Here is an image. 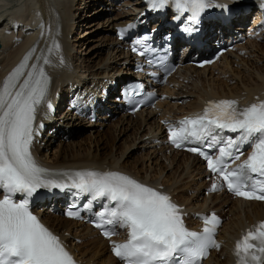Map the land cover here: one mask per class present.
I'll use <instances>...</instances> for the list:
<instances>
[{
    "label": "bare ground",
    "instance_id": "obj_1",
    "mask_svg": "<svg viewBox=\"0 0 264 264\" xmlns=\"http://www.w3.org/2000/svg\"><path fill=\"white\" fill-rule=\"evenodd\" d=\"M119 1L0 0V85L8 73L24 60L25 53L33 49L31 64L36 61H39V64H47V69L54 78L46 97L51 108L43 104L41 113L37 112L38 126L43 122L46 126L45 138L52 133L54 137L62 136V143L65 135L73 133L70 144L66 145L64 142V146H58L53 154L44 155L38 150L39 161L51 170L55 167L69 170L73 168L120 170L149 185L162 187L177 202L185 206L189 214L188 223L192 225L197 224L194 219L196 213L207 214L212 210L217 212L224 219L220 235L223 246L220 252L213 253L206 264H235L236 243L247 228L264 219V203L243 202L220 193L207 196L205 190L210 185H207L208 182L205 180L207 175L204 165L199 159L186 153L173 152L168 155V149L163 144L164 123L180 119L195 109H202L211 99L227 98L252 103L256 98H264V37L261 42H247L240 47L239 55L229 53L212 67L189 68L173 77L170 81L172 86L165 89L169 99L159 103L155 110L140 113L136 117H120L114 131L109 130L105 134L92 132L86 138H81L80 128L84 126L91 132L96 130L97 126L101 128L108 125L103 122L91 128V125H85L86 123L73 122V117L70 119L68 114L62 118H57L56 114L63 109L62 105L73 92L79 90L87 92L94 86V93L101 96L105 94L104 90L115 91L117 86H122L128 80L125 67L132 64V59L120 49L115 34L116 27L126 24L132 18L129 12L109 18L108 27L114 32L113 36L107 34L104 37L108 54L92 66L87 60L74 54L72 34L77 29L86 28V31L81 32L83 35L79 40L83 37V40L88 41L87 37L92 33L90 30L97 25L95 22L87 24L89 18L96 16L100 10L107 11V7L123 10L122 7L125 8L131 3L117 5ZM132 2L141 8L139 7L141 0ZM98 5L101 8L91 13ZM103 6L105 8H102ZM13 17L15 25L20 29L18 34L13 33ZM22 24L24 25L21 27ZM41 29L42 36L36 41ZM224 33L231 34L228 30ZM84 45L85 42L78 48L83 49ZM45 60L48 63H45ZM182 100V105H179ZM106 118L103 116V119ZM108 133L116 134V137L118 134L120 137L131 138L130 142L133 144L127 141L128 144L120 153L117 152L116 146L112 148L110 146L111 149L104 152L100 146L101 139L98 140V137ZM95 134L97 135L94 136ZM78 138L81 139L77 141ZM157 139L161 140L160 144H155ZM138 141L142 143L139 147L142 154L146 152L144 155L147 162L142 164L144 171L139 169V164L130 163L131 155H127L131 146H135ZM98 146L101 147V151L95 150ZM158 147L161 149L160 152L157 151ZM121 154L123 159L119 157ZM48 210L44 208L40 211L43 219L62 237L81 263L118 264L111 255L107 242L96 232L61 215H50ZM78 241H81V244H78ZM106 253L109 255L107 258L104 257Z\"/></svg>",
    "mask_w": 264,
    "mask_h": 264
},
{
    "label": "snow or ice",
    "instance_id": "obj_2",
    "mask_svg": "<svg viewBox=\"0 0 264 264\" xmlns=\"http://www.w3.org/2000/svg\"><path fill=\"white\" fill-rule=\"evenodd\" d=\"M146 2L153 11L171 5L177 19L189 13L195 22L207 8L224 7L213 0ZM147 39L136 44L143 45ZM30 59L31 53L0 85V264H75L61 240L30 211V199L38 189H75L78 195H88L93 201L103 198L114 205L99 214L96 226L111 225L104 231L109 238L118 234L117 228L127 230L126 242L114 243L112 248L123 264H201L210 249L220 247L214 239L220 224L215 214L210 219L201 217L202 232L191 231L168 195L125 174L96 170L53 173L41 167L31 148L42 127H34L37 109L42 103L51 108L46 101L49 79L38 65L29 66ZM179 125L178 130L169 129L177 148L189 138H211L212 145L225 143L215 160L197 147L188 150L203 156L210 171L227 182L228 191L245 199L264 200V101L247 107H239L236 100L209 101L202 115L186 118ZM223 130L237 135L221 138ZM245 145L251 149L247 159L229 169L226 158L239 160ZM218 187L222 185L213 184L212 190ZM235 255L237 264H264V222L237 241Z\"/></svg>",
    "mask_w": 264,
    "mask_h": 264
},
{
    "label": "rangeland",
    "instance_id": "obj_3",
    "mask_svg": "<svg viewBox=\"0 0 264 264\" xmlns=\"http://www.w3.org/2000/svg\"><path fill=\"white\" fill-rule=\"evenodd\" d=\"M128 2H132V0L131 1L129 0ZM129 5H133V4L130 3ZM100 8H101L100 5L96 6L93 10H91V13H94L95 9L97 10ZM102 8H105V7L103 6ZM122 8H123V10L126 9V7L125 8L122 7ZM125 12H128V11L120 12V11H117V9H111L110 7H107V11L106 10H104V11L100 10L98 13L95 14L96 16H94L93 18H89V21L87 22V24L95 22L97 25L92 31L90 30V32H92V33L90 36L87 37V38H89L88 41H85L86 39L83 40V37L79 40V38L83 35V34H81V32L86 31V28L77 29L75 31V33L72 34L74 54L77 55L79 58H83L84 60H87L90 66L94 65L99 60L105 58L106 55L108 54V52H106L107 51L106 50L107 45H106V43H104V37L107 34H109L110 36H113V32H114V31L112 32L110 30V28L108 27V25H109L108 20H109V18H112L118 14H122ZM84 42H85L84 48L83 49L78 48V46L79 45L81 46L82 43H84ZM179 104H180V102H179ZM63 116L59 117V115H57V118H62ZM118 119L111 121V122L110 121L104 122V123L102 122L103 124H105V125L107 124L108 126H105V127L103 126L104 128L103 127H101V128L97 127L96 130H93L91 132H90V130H88V127H86V126H84L83 128H80V130L82 129L81 130V138H86L87 136L91 135L90 133H92V132H94V133L99 132L100 134H105L109 130L114 131L115 130V124L117 123ZM110 127H112V128L110 129ZM97 134H95L94 136H96ZM117 136L118 137H116V134L113 135V134L108 133L103 137H98V140L101 139L100 146L103 147L104 152H106L108 149H111L112 146H116L117 152L120 153L121 150L123 151V149L126 147L128 142H130V140H131V138L120 137L118 134H117ZM61 137L62 136L54 137L53 135L52 136L50 135L49 137L45 138L46 144L43 146V148H42L43 150L42 151L40 150V151L44 155L47 153H49V155H50V153L53 154L55 152V149L58 148V146H61V147L64 146V144H63L64 142L63 143L61 142ZM107 137H109V138H107ZM81 138H78L77 141H79V139H81ZM52 139H53V141H52ZM130 143L133 144L132 141ZM67 144H70V142L66 143V145ZM42 145H43V143H42ZM100 146L96 147L95 150L101 151ZM110 146H111V148H109ZM141 146H142V143L138 141L135 146L132 145L131 146L132 148L130 147L131 149L128 150L127 155H129V154L131 155V157L129 158L130 163L139 164L140 165L139 169H142L144 171L145 168H143L142 164L147 162V157L144 155L146 152H143V154H142L141 148H139ZM86 148H88V146ZM48 150H49V152H47ZM157 151H159V152L161 151L160 147L157 148ZM121 156H119L120 159H123L122 154H121ZM139 159H140V161H139ZM167 168H169V166H167ZM208 184L209 183H207V185ZM192 194H190V195H192ZM48 211H49V214L52 215L50 213V210H48ZM77 243L81 244V241L80 242L78 241ZM108 256H109L108 253L104 254V257L107 258Z\"/></svg>",
    "mask_w": 264,
    "mask_h": 264
}]
</instances>
